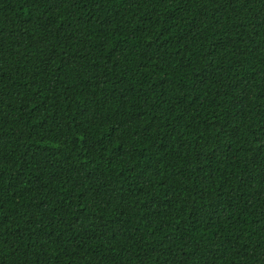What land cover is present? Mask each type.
Here are the masks:
<instances>
[{
	"label": "trees",
	"instance_id": "16d2710c",
	"mask_svg": "<svg viewBox=\"0 0 264 264\" xmlns=\"http://www.w3.org/2000/svg\"><path fill=\"white\" fill-rule=\"evenodd\" d=\"M0 264H264V0H0Z\"/></svg>",
	"mask_w": 264,
	"mask_h": 264
}]
</instances>
